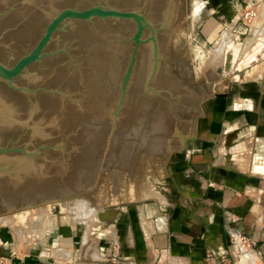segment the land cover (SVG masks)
<instances>
[{"label": "water", "instance_id": "water-1", "mask_svg": "<svg viewBox=\"0 0 264 264\" xmlns=\"http://www.w3.org/2000/svg\"><path fill=\"white\" fill-rule=\"evenodd\" d=\"M177 5L0 0V208L173 152L195 95L166 61Z\"/></svg>", "mask_w": 264, "mask_h": 264}, {"label": "crops", "instance_id": "crops-1", "mask_svg": "<svg viewBox=\"0 0 264 264\" xmlns=\"http://www.w3.org/2000/svg\"><path fill=\"white\" fill-rule=\"evenodd\" d=\"M205 3L212 15L223 3L222 11L216 14L223 15L226 22L232 21L233 26L238 24V19L233 20L237 13L254 4L264 6V0ZM209 23L207 31L211 32L216 25ZM249 31L257 37L264 33V10ZM229 65H233L231 60ZM235 78L254 80L232 82L225 94L218 95L205 135L192 144L184 143V157L175 163L181 169L174 173L175 190L168 194L169 201L144 204L139 217L130 218L128 224L124 218L100 222L105 245L98 250L95 246L88 261L264 264V70L249 68L241 75L235 74ZM34 215L43 216L41 212ZM113 228L117 239L106 238ZM48 245H34L19 264H82L76 255L72 256L71 245L69 259L65 254H56L57 243L52 248ZM64 259L73 262L66 263ZM13 264H17L15 260Z\"/></svg>", "mask_w": 264, "mask_h": 264}, {"label": "rangeland", "instance_id": "rangeland-1", "mask_svg": "<svg viewBox=\"0 0 264 264\" xmlns=\"http://www.w3.org/2000/svg\"><path fill=\"white\" fill-rule=\"evenodd\" d=\"M261 4H254L237 13L233 20L237 22L238 19V24L233 26L232 21L226 22L223 15L218 14L225 6L223 3L216 11L218 13L212 15L205 0H178L166 61L195 95L173 152L137 151L80 189L45 197V201L42 198L0 208V255L13 252V258L19 264L34 245L49 244L52 248L57 243L58 247L54 250L60 257L65 254L69 259L68 250L72 246L73 257L76 255L82 264H92L88 261L92 256L87 258L83 254L90 253L89 250L86 253V247L93 251L95 246L98 250L105 245L98 219L100 212L117 209L120 212L118 218H124L128 224L130 218L139 217L138 212L144 204L169 201L168 194L175 190L174 173L181 169L175 163L184 157L180 150L184 139L193 134L197 137L205 135L204 128L217 106L218 95L225 94L232 82L254 80L237 79L235 74L241 75L253 67L264 70V43L261 42L264 33L257 37L249 31L250 25L264 10ZM251 10L256 12V17L246 18V13ZM208 23L216 25L211 32L207 31ZM255 45L258 48L253 47ZM230 60L232 66L229 65ZM73 201L81 202L87 208L78 209L77 205L67 204ZM48 203H54L55 207L51 210L43 207L36 211L43 216L33 219L34 215L29 216V213L23 221L13 218L16 212ZM106 238L117 239L116 228ZM48 240L50 243L47 244ZM62 250L64 253L59 252ZM64 261L71 263L73 259Z\"/></svg>", "mask_w": 264, "mask_h": 264}, {"label": "bare ground", "instance_id": "bare-ground-1", "mask_svg": "<svg viewBox=\"0 0 264 264\" xmlns=\"http://www.w3.org/2000/svg\"><path fill=\"white\" fill-rule=\"evenodd\" d=\"M185 138V137H184ZM147 193V192H146ZM73 197V196H72ZM47 198V197H46ZM40 199H42V198H40ZM45 199V197L43 198V201H45L44 200ZM66 199V198H65ZM70 199H71V197H70ZM32 201H34V200H32ZM28 202H30V201H28ZM25 203V202H24ZM61 202H59L58 204H60ZM67 204L68 205H77V207H78V209H79V207L81 208V209H85V208H87L86 207V205H84V204H82L81 202H78V201H73V202H67ZM48 205V206H47ZM55 204L54 203H48V204H45V206L44 205H40L39 207H33V208H31V209H27V210H22V211H19V212H16V215L14 216V215H12V217L14 218V219H16V220H18V219H20V220H24L25 219V216H27L29 213V216L30 215H34V214H36V211H37V209H40V208H43V207H48V210H51L52 208H54L55 206H54ZM11 206H14V205H11ZM9 207V206H8ZM90 212V211H89ZM89 214V213H88ZM87 214V215H88ZM32 217V216H31ZM33 217H36V215H34ZM29 218V217H28ZM87 244V243H86ZM90 245V244H89ZM87 246H88V244H87ZM92 246V245H91ZM88 247H86V253L87 252H91L92 253V249H87ZM94 248V247H93ZM89 250V251H88ZM93 250H95V249H93ZM90 253V254H91ZM87 255H89V254H87ZM94 256V255H93ZM87 258H89V256L87 257Z\"/></svg>", "mask_w": 264, "mask_h": 264}, {"label": "built area", "instance_id": "built-area-1", "mask_svg": "<svg viewBox=\"0 0 264 264\" xmlns=\"http://www.w3.org/2000/svg\"><path fill=\"white\" fill-rule=\"evenodd\" d=\"M254 17H256V12L254 10H251L246 13V18L253 19ZM241 240L244 243H247V240L245 238H241ZM13 257V252H10L9 255H0V264H11V262L14 260Z\"/></svg>", "mask_w": 264, "mask_h": 264}]
</instances>
